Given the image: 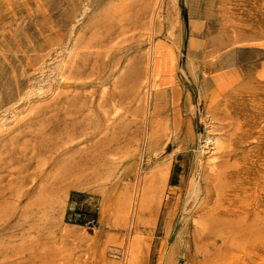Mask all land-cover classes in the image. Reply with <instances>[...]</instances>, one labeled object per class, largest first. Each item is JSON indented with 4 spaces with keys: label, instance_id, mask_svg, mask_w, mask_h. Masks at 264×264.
I'll return each instance as SVG.
<instances>
[{
    "label": "rangeland",
    "instance_id": "374dc122",
    "mask_svg": "<svg viewBox=\"0 0 264 264\" xmlns=\"http://www.w3.org/2000/svg\"><path fill=\"white\" fill-rule=\"evenodd\" d=\"M0 264H264V0H0Z\"/></svg>",
    "mask_w": 264,
    "mask_h": 264
},
{
    "label": "built area",
    "instance_id": "2783aa9c",
    "mask_svg": "<svg viewBox=\"0 0 264 264\" xmlns=\"http://www.w3.org/2000/svg\"><path fill=\"white\" fill-rule=\"evenodd\" d=\"M68 218L74 222L83 223L94 227L97 223L96 218L89 212L71 205L68 209Z\"/></svg>",
    "mask_w": 264,
    "mask_h": 264
},
{
    "label": "bare ground",
    "instance_id": "6f19581e",
    "mask_svg": "<svg viewBox=\"0 0 264 264\" xmlns=\"http://www.w3.org/2000/svg\"><path fill=\"white\" fill-rule=\"evenodd\" d=\"M74 53V52H73ZM65 59V58H64ZM60 60V62L58 63V64H60L61 65V63H63V60L60 58L59 59ZM67 60V59H66ZM63 66V65H62ZM61 66V67H62ZM59 72V71H58ZM61 75V74H60ZM61 77H62V75H61ZM63 80V82L65 83V81H64V78H62ZM65 80H67V79H65ZM61 81V80H60ZM41 87V86H40ZM63 86H61V88H62ZM199 157H202L203 156V154L204 153H208V152H210L211 150H213L214 148H213V143H212V135H209V134H207V136H200V143H199ZM213 152V151H212ZM209 154H211V153H209ZM227 205V204H226ZM225 209L224 210H227L229 207L228 206H225L224 207ZM229 210H231V209H228V211H226V212H230ZM236 212V211H235ZM219 215V214H218ZM235 216H237L238 217V215H235ZM219 220H220V216H216ZM239 220V218H232V220L231 221H229L230 223H232V222H236V221H238ZM224 221V220H223ZM222 221V222H223ZM228 222V223H229ZM233 225V224H232ZM229 226H231V225H229ZM131 257V256H130ZM132 260L133 259H131L130 258V260H129V263H131L132 262Z\"/></svg>",
    "mask_w": 264,
    "mask_h": 264
},
{
    "label": "trees",
    "instance_id": "16d2710c",
    "mask_svg": "<svg viewBox=\"0 0 264 264\" xmlns=\"http://www.w3.org/2000/svg\"><path fill=\"white\" fill-rule=\"evenodd\" d=\"M183 13L185 14V11H184V9H183Z\"/></svg>",
    "mask_w": 264,
    "mask_h": 264
}]
</instances>
